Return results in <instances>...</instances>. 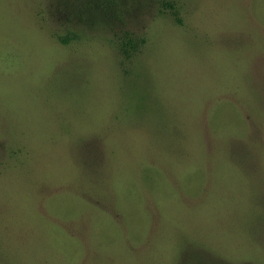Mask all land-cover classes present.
Returning <instances> with one entry per match:
<instances>
[{"label":"rangeland","instance_id":"obj_1","mask_svg":"<svg viewBox=\"0 0 264 264\" xmlns=\"http://www.w3.org/2000/svg\"><path fill=\"white\" fill-rule=\"evenodd\" d=\"M0 264H264V0H0Z\"/></svg>","mask_w":264,"mask_h":264},{"label":"trees","instance_id":"obj_2","mask_svg":"<svg viewBox=\"0 0 264 264\" xmlns=\"http://www.w3.org/2000/svg\"><path fill=\"white\" fill-rule=\"evenodd\" d=\"M166 6L171 10V14L175 18V22H177L180 25L181 24V21L178 18V13L175 10L174 3H167ZM60 41L61 42H64L65 40L64 39H60ZM140 43L143 44L144 43V40H141ZM123 45L124 46L122 48H120V51L125 56V58L129 59L130 58L129 57L130 54H129V52H128V50L126 48H128V46H129V47H132L131 48V51H135L136 48L138 47V45H134L132 40L128 41V43H125Z\"/></svg>","mask_w":264,"mask_h":264}]
</instances>
